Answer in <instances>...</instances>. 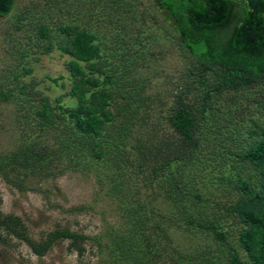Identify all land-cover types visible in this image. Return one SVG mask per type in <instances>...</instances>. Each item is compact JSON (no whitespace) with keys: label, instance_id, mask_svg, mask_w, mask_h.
<instances>
[{"label":"trees","instance_id":"trees-1","mask_svg":"<svg viewBox=\"0 0 264 264\" xmlns=\"http://www.w3.org/2000/svg\"><path fill=\"white\" fill-rule=\"evenodd\" d=\"M14 1L0 0V16L12 10ZM159 5L173 18L176 40L191 59L169 104L157 98L160 116L166 106L170 131L164 132L160 122H154V129L131 145L135 161L129 171L137 176V189L152 187L154 191L149 202L142 200L136 207L125 208L123 232L129 230V235L112 233L114 247L121 250L127 264H264V120L253 118L252 110L243 114L251 104L264 112V93L249 98L245 107L236 98L238 92L264 82V2L159 0ZM57 28L62 36L57 33L55 43L69 56L65 65L75 103L65 105L60 97L53 102L37 89L36 81L16 86L13 81L19 74L12 82L0 81V102H13L20 94L17 111L23 114V127L32 129L14 151L0 154V177L20 191L32 189L25 184L29 177L47 179L67 168L78 170L88 165L84 158L104 159L108 149L117 157L135 112L140 107L149 109L156 100L155 95L152 99L142 92L147 78L131 84L123 78L125 68L148 62L151 49H131L134 43L127 44L131 51L122 53L119 71L112 65L107 68L105 58L104 64L95 62L101 49L92 32L61 20ZM52 30L48 23L36 29L38 36L49 39L43 40L47 49L54 46L51 38L56 32ZM174 31H169L170 36ZM140 32L137 30L135 40L140 39ZM148 37L149 47L158 42L155 32ZM23 69L27 74L31 68ZM51 79L58 82L56 77ZM125 87L133 91L122 94ZM225 92L232 93L226 110L219 104ZM146 110L143 116H147ZM108 132L110 136H106ZM42 133L51 136L53 143L43 142ZM63 160L64 167L59 165ZM106 160L113 161L109 182L118 192L125 185L121 169L126 166L113 157ZM195 167L199 172L194 174ZM199 182L208 188L209 183L214 184L221 193L202 192ZM158 199L171 207V215L159 207ZM229 218L231 226L236 225L234 230L225 225ZM175 220L210 236L217 251L212 245L191 252L177 248L168 232ZM9 236L24 242L38 256L62 240L68 241V251L82 256L84 242L90 239L83 232L57 227L36 240L20 217L0 209V242ZM136 236L143 247H136ZM94 238L101 244L99 237ZM155 245L161 249L154 250Z\"/></svg>","mask_w":264,"mask_h":264},{"label":"rangeland","instance_id":"rangeland-1","mask_svg":"<svg viewBox=\"0 0 264 264\" xmlns=\"http://www.w3.org/2000/svg\"><path fill=\"white\" fill-rule=\"evenodd\" d=\"M48 1L50 0H15L12 10L7 15L0 16V81L12 82L15 74H19V79L13 81L16 86L22 83L30 85L36 81L37 89L53 102L60 97L65 105L75 103V99L69 94L70 79L65 65L69 56L63 54L55 43L57 35L62 36L57 28L61 20L63 24L78 25L95 35V42L101 49V56L95 62L104 64L105 58L108 60L107 68L112 65L120 71L123 54L128 55L133 48L141 47L148 52L151 49L153 56L148 55V62L125 68L123 78L128 84L147 78L142 92L150 94L152 99L155 95L156 100H153L149 109L140 107L135 112L133 126L117 157L114 150L108 149V155L104 159L84 158L83 161L88 162V165L85 164V167L78 170L67 168L62 174L47 179L37 175L29 177L25 184L32 189L27 191L10 186L0 177L1 211L20 217L34 239L45 237L57 227L83 232L90 237L84 242L85 251L82 256L68 251L67 240L58 241L44 255L38 256L24 242L9 236L0 242V264H127L121 258V250L114 247L116 242L112 240V233L128 236L129 230L123 232L127 226L125 208L136 207L142 200L149 202L150 194L154 191L152 187L147 190L137 189V176L129 171L135 161V154L130 148L138 137L147 136L154 129V122H160V128L164 132L170 131L166 120V106L160 116L161 106L157 98L167 100L169 104L176 85L183 80L191 57L176 40L174 20L167 10L160 7L159 0H60L55 5L47 3ZM23 14H26L24 18L21 17ZM44 23H48L52 31L56 32L52 33L55 37L51 38L54 46L48 49L43 40L49 39H42L36 33V29ZM137 30H141V40H135ZM170 30L174 31L172 36L169 34ZM154 32L158 34V42H152L149 47L148 36ZM127 44H133L131 49H128L130 45ZM23 51L26 52L24 55L21 54ZM24 67L31 68L27 74H23ZM55 77L58 79L57 83L51 79ZM129 91L133 90L125 87L122 94L127 95ZM263 93L264 82L238 92L236 98L245 107L250 104L247 102L249 98L252 100L261 97ZM16 95L18 98L13 102H0V154L14 151L32 130L23 127V114L21 116L17 111L21 96ZM231 95V92H225L220 96L219 104L223 105L224 110L228 108L226 104H229ZM145 110L148 111L147 116H143L146 114ZM248 110L243 114L247 116L252 110L253 118L264 120V112L260 107L251 104ZM143 117L146 118L141 121ZM44 136L43 134V142L53 143L51 136ZM106 136H110L109 132ZM110 157L116 161L122 160L123 166H126L121 169L125 173L121 174L124 177V190L118 192L112 189L109 182L114 172L111 167L113 161L106 160ZM64 162L63 160L59 165L64 167ZM198 172L199 169L195 167L193 173ZM214 174L219 175L218 169ZM199 183L202 192L211 190L212 194L221 193L214 184L209 183L208 188L204 183ZM156 202L168 216L171 215V207L162 199ZM231 219H227L225 225L234 230L236 225L231 226ZM170 224L168 232L177 248L191 252L212 245V249L217 251L218 247L210 236L188 228L179 220ZM94 237H99L101 244ZM231 238L232 236L230 240ZM135 241L138 242L136 247L144 246L139 236L135 237ZM153 249L160 250L161 246L155 245Z\"/></svg>","mask_w":264,"mask_h":264},{"label":"water","instance_id":"water-1","mask_svg":"<svg viewBox=\"0 0 264 264\" xmlns=\"http://www.w3.org/2000/svg\"><path fill=\"white\" fill-rule=\"evenodd\" d=\"M253 2H256V1H258V0H252ZM262 2H264V0H261Z\"/></svg>","mask_w":264,"mask_h":264}]
</instances>
